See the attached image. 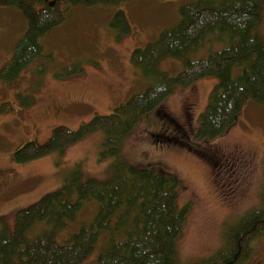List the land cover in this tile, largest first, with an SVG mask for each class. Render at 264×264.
I'll use <instances>...</instances> for the list:
<instances>
[{
    "label": "rangeland",
    "instance_id": "obj_1",
    "mask_svg": "<svg viewBox=\"0 0 264 264\" xmlns=\"http://www.w3.org/2000/svg\"><path fill=\"white\" fill-rule=\"evenodd\" d=\"M65 9L64 0H60ZM195 0H126L115 5H76L61 24L43 38L42 56L34 59L12 82L0 78V217L8 231L16 212L59 188L75 169L83 181L106 180L120 159L137 168L163 169L181 182L179 203H188L185 222L175 241L176 264H195L222 245V231L241 216L264 207V100L249 99L222 136L210 141L197 137L199 115L217 82L205 77L187 88L174 86L160 107L141 116L124 137L116 157H100L104 133L92 132L80 141L34 160L17 164L13 152L27 142L44 144L56 126L75 130L93 115H107L114 107L141 93L151 80L131 60L161 31L179 22L178 7ZM123 10L128 34L110 26ZM257 33L264 39V6ZM27 20L14 6L0 4V71L13 55ZM49 56V58H48ZM197 54L191 59H197ZM182 58H163L158 72L166 77L184 68ZM154 135H158L155 136ZM181 142L179 143L177 139ZM19 144V145H18ZM18 145V146H16ZM9 195H4V190ZM98 203L86 202L74 220L56 233L64 242L93 218ZM103 236V237H102ZM104 234L81 264H94L103 248ZM264 252V233L251 243L249 261Z\"/></svg>",
    "mask_w": 264,
    "mask_h": 264
},
{
    "label": "trees",
    "instance_id": "obj_2",
    "mask_svg": "<svg viewBox=\"0 0 264 264\" xmlns=\"http://www.w3.org/2000/svg\"><path fill=\"white\" fill-rule=\"evenodd\" d=\"M123 1L64 0L65 9H61L60 0H0L1 5L19 9L27 20L26 30L16 41L0 78L13 81L41 57V38L61 24L72 7ZM263 6L264 0H195L181 4L177 10L179 22L174 27L131 52L132 64L141 76L151 80L150 85L111 113L93 115L75 130L56 126L46 143L23 144L13 152V161L21 164L62 151L97 130L105 137L100 157L117 158L124 137L141 116L156 108L159 118L175 125L180 135L184 128L159 106L174 86L187 88L205 77H215L217 82L199 115L196 134L203 141L224 135L249 99L264 100V39L257 33ZM110 26L122 34L131 30L123 10L113 14ZM195 54L200 57L191 59ZM166 57L184 59V68L166 77L157 70ZM173 140L181 143L178 138ZM181 187L172 173L137 168L120 159L114 161L113 174L106 180L83 181L75 169L55 191L19 209L11 231L0 217V264H81L101 234L106 240L94 264H176L175 241L189 210L188 203H179ZM91 200L98 203L91 221L64 242H57V231L67 220H74ZM262 233L264 207L227 225L222 231V245L195 264H237L248 258L251 243Z\"/></svg>",
    "mask_w": 264,
    "mask_h": 264
},
{
    "label": "flooded vegetation",
    "instance_id": "obj_3",
    "mask_svg": "<svg viewBox=\"0 0 264 264\" xmlns=\"http://www.w3.org/2000/svg\"><path fill=\"white\" fill-rule=\"evenodd\" d=\"M249 257H248V261H249ZM249 264H264V252L263 254H260L258 257L250 260Z\"/></svg>",
    "mask_w": 264,
    "mask_h": 264
},
{
    "label": "crops",
    "instance_id": "obj_4",
    "mask_svg": "<svg viewBox=\"0 0 264 264\" xmlns=\"http://www.w3.org/2000/svg\"><path fill=\"white\" fill-rule=\"evenodd\" d=\"M18 145H19V144H18ZM18 145H16V146H18ZM9 193H10V192H9L8 189H5V190H4V195H5V194H8V195H9Z\"/></svg>",
    "mask_w": 264,
    "mask_h": 264
}]
</instances>
